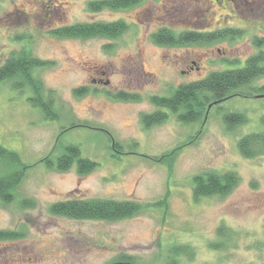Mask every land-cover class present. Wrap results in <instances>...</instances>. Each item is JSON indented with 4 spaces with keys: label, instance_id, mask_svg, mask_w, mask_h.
Wrapping results in <instances>:
<instances>
[{
    "label": "rangeland",
    "instance_id": "obj_1",
    "mask_svg": "<svg viewBox=\"0 0 264 264\" xmlns=\"http://www.w3.org/2000/svg\"><path fill=\"white\" fill-rule=\"evenodd\" d=\"M90 1L0 0V65L23 50L53 61L35 75L51 92L60 116L46 120L29 103L31 91L0 84V141L31 165L12 201L0 200V230L18 233L17 238L0 241V264H108L122 255L137 264H264V154L246 158L238 148L243 136L264 130V98L258 93L234 97L194 124L181 123L174 115L149 129L141 121L142 114L157 110L151 96H167L214 70L242 67L248 57L264 54V4L220 0L218 5L212 0L216 13L209 17L210 25L185 28L233 29L235 35L166 47L150 37L160 25H142L138 10L95 12L88 7ZM165 1L145 3L160 8ZM173 4L178 12L173 11L168 26L179 31L186 5L182 0ZM95 21H127L130 27L117 39L51 34L63 25ZM101 78L107 86L94 81ZM263 83L261 77L243 91L254 92L252 87ZM82 88L85 91L77 95ZM122 90L141 99L112 97ZM234 111L249 120L228 130L223 116ZM72 144L99 164L95 170L81 176L76 166L60 172L42 162L56 159ZM207 171H235L240 182L226 196L196 201L193 178ZM75 198L154 205L119 221L76 220L50 211L53 203ZM162 199L167 206H156ZM221 225L227 228L224 238L217 233ZM218 241L223 246L214 248ZM173 246H188L192 253L173 258Z\"/></svg>",
    "mask_w": 264,
    "mask_h": 264
},
{
    "label": "trees",
    "instance_id": "obj_2",
    "mask_svg": "<svg viewBox=\"0 0 264 264\" xmlns=\"http://www.w3.org/2000/svg\"><path fill=\"white\" fill-rule=\"evenodd\" d=\"M132 5L130 0H94L90 1L88 7L91 11L101 9L117 10ZM129 25L124 21L115 22H87L63 25L51 31L56 37H73L90 39L95 37L117 39L128 31ZM235 35L233 29L223 31H183L161 29L154 35V41L158 45L188 46L190 44H206L222 38ZM256 41H260L256 38ZM235 62V61H234ZM54 64L34 57L29 51L14 53L2 65H0V84L9 82L11 89L25 92L31 91L28 98L32 107L39 109L46 120L55 121L59 119V112L54 107V100L51 92L46 91L43 81L35 75V70ZM264 77V54L260 52L246 59L245 65L237 68L214 70L206 77L196 81L182 84L173 89L169 95H154L150 102L157 107V110L150 114H142L141 121L145 128L166 122L170 116H176L177 120L184 124H194L202 121L213 107L232 99L234 97H251L253 94H260L264 98V83L253 88L254 92H245L244 88L249 87L257 79ZM85 89L76 90L77 95L82 94ZM112 97L122 101H139L140 95L119 91L113 93ZM212 107V108H213ZM248 117L245 113L234 111L225 113L223 121L228 130L246 124ZM264 125V115L260 118ZM241 154L246 158H256L264 154V130L252 132L243 136L238 142ZM165 156V155H163ZM161 160V158H160ZM49 169L60 172L68 171L74 166L77 167L79 175L83 176L92 172L99 165L89 157L83 156L77 145H69L58 157H47L42 160ZM31 165L23 163L17 151L6 148L0 141V200L12 201L16 188L26 176V170ZM193 197L198 201L203 197L226 196L240 182L239 174L235 171L218 173L216 171L202 172L193 178ZM29 199H25L27 203ZM153 203H138L130 200H116L110 198H75L60 200L50 206L53 214L66 216L76 220H105L119 221L132 218ZM161 208L167 206V201L162 199L155 203ZM226 227L221 225L218 228V235L225 237ZM17 231L0 230V241L17 238ZM214 248L222 247V242L212 244ZM192 251L188 246L171 248V257L177 258L181 254L189 255ZM115 261L135 262L132 257L122 255ZM167 264H174V261Z\"/></svg>",
    "mask_w": 264,
    "mask_h": 264
},
{
    "label": "flooded vegetation",
    "instance_id": "obj_3",
    "mask_svg": "<svg viewBox=\"0 0 264 264\" xmlns=\"http://www.w3.org/2000/svg\"><path fill=\"white\" fill-rule=\"evenodd\" d=\"M130 1L132 2V5H130L129 7H125L123 9L124 11L131 10V9L138 10L137 19L141 21L142 25L147 24L148 27L160 25L150 34L151 40L154 44H156L154 41V35L158 33L161 29L166 28L168 30H175L177 32L190 31L191 29H188L185 27L197 25L198 23H202V22H205L206 25L209 26L210 25L209 22L211 21V18H213L214 14L216 13V7L213 8L215 3L212 0H187L189 4H187L185 0H182L184 4L186 5V7L182 12L183 18H180L178 20L182 22V24L179 26V27H182V29L178 31L175 28L168 26V23L170 21H173V18H172L173 11H177V8L173 4L174 0H166L163 6L160 8L155 7V5H146L145 2L147 0H130ZM222 1H225V0H222ZM222 1L217 0V4L221 5ZM259 1H262V4H264V0H259ZM209 17L211 18L209 19ZM124 22L128 23L127 21H124ZM134 23L137 24L136 22ZM160 46H163V45H160ZM165 46L166 47H177V46H172V45L171 46L165 45ZM182 47H185V46H182ZM141 51H142V48H141ZM194 56L198 58V60L200 59L199 55H194ZM188 57H190V55H188L187 58ZM193 64L197 65V62L194 60ZM105 74H106L105 72H102L100 75L106 76ZM94 81L96 83L98 82L102 83L104 86H107L106 84L108 83L107 80H104V78L103 79L101 78L100 80L94 79Z\"/></svg>",
    "mask_w": 264,
    "mask_h": 264
},
{
    "label": "water",
    "instance_id": "obj_4",
    "mask_svg": "<svg viewBox=\"0 0 264 264\" xmlns=\"http://www.w3.org/2000/svg\"><path fill=\"white\" fill-rule=\"evenodd\" d=\"M216 103H213L209 106L208 110H210ZM108 264H137L135 262H131V261H115V262H110Z\"/></svg>",
    "mask_w": 264,
    "mask_h": 264
}]
</instances>
